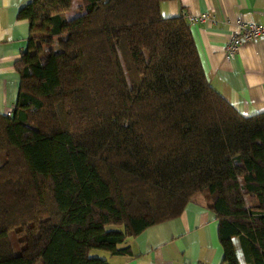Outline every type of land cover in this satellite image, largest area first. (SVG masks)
Instances as JSON below:
<instances>
[{
    "label": "trees",
    "instance_id": "obj_1",
    "mask_svg": "<svg viewBox=\"0 0 264 264\" xmlns=\"http://www.w3.org/2000/svg\"><path fill=\"white\" fill-rule=\"evenodd\" d=\"M163 1L19 10L29 38L0 115V264H108L197 198L222 264H264V112L244 117L210 88L190 25L163 18Z\"/></svg>",
    "mask_w": 264,
    "mask_h": 264
},
{
    "label": "crops",
    "instance_id": "obj_2",
    "mask_svg": "<svg viewBox=\"0 0 264 264\" xmlns=\"http://www.w3.org/2000/svg\"><path fill=\"white\" fill-rule=\"evenodd\" d=\"M30 1L0 0V115L17 99L14 63L29 38L28 22L18 12ZM160 14L207 15L206 22L190 25V31L208 85L244 117L264 112V41L244 43L232 59H224L238 22L264 24V0H168L160 3ZM217 228L214 214L197 198L178 218L150 226L120 245L131 256L102 257L108 264H222ZM234 246L240 259L236 240Z\"/></svg>",
    "mask_w": 264,
    "mask_h": 264
},
{
    "label": "built area",
    "instance_id": "obj_3",
    "mask_svg": "<svg viewBox=\"0 0 264 264\" xmlns=\"http://www.w3.org/2000/svg\"><path fill=\"white\" fill-rule=\"evenodd\" d=\"M189 25H195L197 23H204L208 20L207 15H191L184 16ZM264 41V24H257L252 21L238 22L237 30L230 34L224 47V59L230 60L238 50L239 46L244 43H257ZM13 107L5 111L4 116H12Z\"/></svg>",
    "mask_w": 264,
    "mask_h": 264
},
{
    "label": "rangeland",
    "instance_id": "obj_4",
    "mask_svg": "<svg viewBox=\"0 0 264 264\" xmlns=\"http://www.w3.org/2000/svg\"><path fill=\"white\" fill-rule=\"evenodd\" d=\"M81 6L82 5H81L80 1H74L71 9L66 13V17L67 18H73V17L77 16L81 12L80 11ZM56 48H57V46L54 45V49H56ZM91 254L93 256H97V255L99 256V255H101V252L99 250H94V251H92ZM240 259H241V257H240Z\"/></svg>",
    "mask_w": 264,
    "mask_h": 264
}]
</instances>
